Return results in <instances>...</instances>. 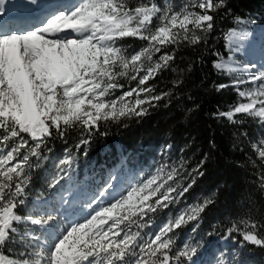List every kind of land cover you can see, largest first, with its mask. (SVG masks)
Wrapping results in <instances>:
<instances>
[{"label": "snow or ice", "instance_id": "snow-or-ice-1", "mask_svg": "<svg viewBox=\"0 0 264 264\" xmlns=\"http://www.w3.org/2000/svg\"><path fill=\"white\" fill-rule=\"evenodd\" d=\"M227 3L189 0L174 7L170 3L161 6L156 0H136L135 4L131 0H79L71 8H56L39 25L0 24V264H195L201 241L192 238L178 246L176 230L195 221L192 232L196 233L201 213L214 202L212 197L169 217L147 239L142 235L151 222L150 214L168 209L191 187L176 181L180 175L176 166L162 164L118 197H112L105 187L85 205L92 211L82 220L71 219L70 195L61 196L57 206L44 191L28 215L20 213L27 207L33 169L48 160L49 141L62 139L69 129L78 127L82 132L79 148L99 131L101 121L143 116L147 113L144 105L169 97L171 92L155 95L148 82L171 68L180 47L206 44L217 16L232 12ZM233 17L246 23L238 15ZM248 35L236 28L224 34L229 55L225 59L217 52L213 67L231 81L216 89L233 87L238 100L227 111L213 115L242 123L236 119L242 114L264 126V63L239 65L231 55ZM125 38H135L143 45L129 50L121 43ZM122 78L137 81V86L112 98L114 90L123 88ZM181 83L180 79L173 81L174 86ZM134 94V104L126 102ZM252 148L259 160V164L251 161L258 169L256 183L264 191V138ZM73 163V155L66 151L46 180L45 191L54 193ZM61 213L67 226L54 239L49 234L42 240L33 231L24 234L30 239L20 243V250L9 247L18 239L20 223L44 228ZM225 231L233 239L239 233L241 245L264 246V223L250 214L232 221ZM215 232L213 226L207 235Z\"/></svg>", "mask_w": 264, "mask_h": 264}, {"label": "trees", "instance_id": "trees-1", "mask_svg": "<svg viewBox=\"0 0 264 264\" xmlns=\"http://www.w3.org/2000/svg\"><path fill=\"white\" fill-rule=\"evenodd\" d=\"M169 1L175 3L176 0ZM131 2L135 4L136 0ZM156 2L161 5L162 0ZM227 7L232 12L223 18L222 13L217 16L215 28L208 34L206 44L202 42L197 46L185 44L180 47L171 68L148 82V86L155 89V95L171 92L169 97L153 101L152 106L144 105L147 113L143 116L101 121L99 131L92 134L87 145L79 148L76 145L82 138V132L78 127L69 129L62 139L49 141L51 151L46 153L49 160L33 169L27 207L21 211V215H27L42 191L55 201L66 194L72 185L87 182L89 189L103 186L105 172L124 162L137 168V162H148L149 159H164V163L172 164L175 160V166L183 164L184 175L189 172L182 186L191 184L180 198L181 202L176 205L201 203L206 197L214 200L201 213L198 232L202 240L210 245H219L220 239L224 238L226 246L233 243L232 248L238 250L239 256L253 264H264V246L241 245L238 242L242 239L239 233L233 239L228 238L225 231L232 221L245 218L246 214L264 223V219H261L264 218V191L258 188V169L251 162L256 160L259 164L252 144L264 138V126L258 120L242 114L236 117L242 123H232L213 115L218 110L227 111L238 100L233 87L219 91L216 89V85L229 84L231 81L230 77L218 73L213 67V61L218 58L217 52L226 58L224 34L228 28L234 27L248 32L246 41L252 38L251 29L264 20V16L263 19L259 17L264 11V0H228ZM233 14L244 18L246 23L238 24ZM121 43L126 48L143 45L135 38H125ZM237 48L238 44L234 52L238 51ZM177 79L182 80V83L174 86L173 81ZM158 148L164 149V156L157 155ZM66 151L74 157L69 176L57 186L54 193L45 191L48 177L44 176V172ZM202 160L205 161L203 165L200 164ZM199 172H203V175ZM96 178L98 181L93 184ZM153 215L155 220L163 219L162 211ZM193 222L176 232L181 235L184 230L195 225L196 222ZM213 226L216 232L207 235L213 232ZM18 227V238H26L24 234L27 233V226L21 228L20 224ZM9 247L14 252L20 250L17 241Z\"/></svg>", "mask_w": 264, "mask_h": 264}, {"label": "rangeland", "instance_id": "rangeland-1", "mask_svg": "<svg viewBox=\"0 0 264 264\" xmlns=\"http://www.w3.org/2000/svg\"><path fill=\"white\" fill-rule=\"evenodd\" d=\"M187 2H189V0H176L175 3H170L169 0H162L161 6H163L164 4L170 3L174 7H177V6L183 5ZM263 16H264V11L259 17L263 19ZM257 25H259V26H257ZM257 25L253 29L254 30V37L252 39H249L248 41L243 40V41L239 42L238 48H237L238 51H236V52L232 51L231 52L233 60L238 62L239 65H243V64H246L249 62H253L252 60H253V58H255L253 51H256L258 46L255 45L252 40L253 39L256 40V38L259 36V34L261 32L260 30H263L264 20L262 21V23H259ZM140 47L128 48V49L129 50H132V49L138 50ZM249 47H251V48H249ZM260 47L264 48V42H262ZM224 48L226 50V55L228 56L229 55V48L227 47V45H224ZM158 56H159V54H157V57ZM262 63H264V62L256 61L255 64H257L259 66ZM227 77H229V76H227ZM119 83H121L123 85V88H118V89L114 90L112 93V98L119 97L123 94L124 91H129L132 88H135L137 86V81H131L127 78L120 79ZM233 91H235V93H236L235 89ZM236 95H237V93H236ZM140 98L143 99L144 94H141ZM134 101H135V94L132 97L126 98V102L134 104ZM156 153L158 156H160V155L164 156V149L158 148L156 150ZM65 154H63L59 158V160L62 159ZM48 160H49V156H48ZM58 161L56 163H58ZM44 162L45 161H43L41 163L42 166H43ZM175 162L176 161L174 160L173 164H172V163H168V162L164 163V159H158V158L157 159H149L148 162H142V161L137 162V168H131V166L128 162H124V163H122V165L118 166L117 168H110L109 171H106L105 172L106 177L104 179V185L103 186H97V188H93L92 191L90 189H88V183L87 182L81 183L80 185L70 186L69 191L66 194L70 195L71 201H72L71 202L72 211L70 213L71 219L72 220H82L84 217L88 216V214L91 213L92 209L85 207V205L90 202V198L94 197V195H96L98 192L103 190L105 187H108L109 192H110L112 197H118L120 194L117 193V191H116V189H117L116 182L118 179H121L123 177V173H124V180H123L124 182L122 181V183L126 186L125 187V189H126L131 184L137 183L138 181H140V180L146 178L147 176H149L150 174H152L162 164L168 165L170 168L171 166H175ZM56 163H53L52 166L46 172L43 171L45 177L50 178L52 173L55 171V164ZM176 167L180 171V175L176 178V181L182 186L183 182L186 178L185 176L187 174H189V172H186L185 173L186 175H184L183 167L180 168L179 163H178V165H176ZM97 181H98L97 178L93 179V184H96ZM170 183H172V182H170ZM174 186H175V184H174ZM124 191L125 190H123V192ZM64 195L65 194H63L62 196H64ZM46 197H48V195H46ZM60 197L54 201V203H56L57 206H59ZM105 202H107V201H105ZM177 202H181V200L179 199ZM176 203L170 205L168 209H165L162 211L163 219L155 220L154 215L150 214L151 215V222L148 223V229L146 227L145 229L142 230V235L144 236L145 239L148 238V235L158 232L159 228L162 227L163 224L168 221L169 217H174L176 214H178L180 212V210L187 208L189 205L197 204V203L192 202V203L185 204L182 206V205H176ZM94 207H95V205H93V208ZM30 211L27 213V215L30 213ZM84 213H87V214L84 215ZM145 220L147 221L148 217H145ZM194 223H195V221L193 222V224ZM20 224H21V228L25 225L27 226V228H28L27 233L35 231V234L37 236H40L42 240L45 238H48L49 234H51V237L54 239L56 234H58L62 229H64L67 226L65 215L62 213L60 215H57L56 218L50 223V225H46V226H44V228H40V226L32 225L30 222H22ZM20 224L18 226H20ZM192 227L184 230V232H182L181 235H180V233L176 232V242H177L178 246H181L184 242H191L192 238H194L195 240L201 241V246L198 249V253L193 258V259L197 258L199 263L203 262V264H219V262L221 260H224L225 264H253L248 259L238 255V250H235L234 248H232L233 243H231V246H226L225 242H223V240L221 238L220 239L221 242L219 245H210L206 242V240H202V237L200 236L201 234H200V232H198L199 230H197L196 233H193ZM18 228H20V227H18ZM27 239H30V237H28V236H26V238L20 237L17 239V243L20 245V243H22L23 240H27ZM201 258H202V260H201Z\"/></svg>", "mask_w": 264, "mask_h": 264}, {"label": "bare ground", "instance_id": "bare-ground-1", "mask_svg": "<svg viewBox=\"0 0 264 264\" xmlns=\"http://www.w3.org/2000/svg\"><path fill=\"white\" fill-rule=\"evenodd\" d=\"M59 2H61V0H36V3H33L32 0H0V7L4 9L3 12H0V19H8L10 13L12 11H16L17 8L30 11L34 9L33 6L40 8L43 6L45 8L44 12L50 11V9L55 10L56 8H60ZM74 2H76V0H74ZM73 5L74 4H72L69 8H71ZM28 27L31 26L29 25L24 28Z\"/></svg>", "mask_w": 264, "mask_h": 264}, {"label": "built area", "instance_id": "built-area-1", "mask_svg": "<svg viewBox=\"0 0 264 264\" xmlns=\"http://www.w3.org/2000/svg\"><path fill=\"white\" fill-rule=\"evenodd\" d=\"M242 19H244V18H242ZM238 24H240L238 21H236ZM232 28H234V27H232ZM230 29V28H229ZM228 29V30H229ZM227 30V31H228ZM238 31V30H237ZM261 32H260V34H259V36L256 38V40H252L253 41V43L255 44V45H257V46H260L261 44H262V42H264V28H263V30H260ZM256 35V34H255ZM253 37H254V31H253ZM225 45H226V41H225ZM253 45V44H252ZM249 48H251V47H249Z\"/></svg>", "mask_w": 264, "mask_h": 264}]
</instances>
